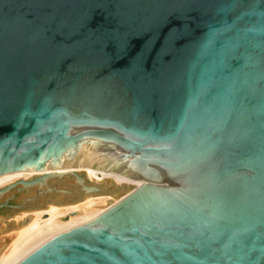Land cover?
I'll use <instances>...</instances> for the list:
<instances>
[{
	"label": "water",
	"instance_id": "water-1",
	"mask_svg": "<svg viewBox=\"0 0 264 264\" xmlns=\"http://www.w3.org/2000/svg\"><path fill=\"white\" fill-rule=\"evenodd\" d=\"M20 172L0 231L119 196L15 264H264V0H0V178Z\"/></svg>",
	"mask_w": 264,
	"mask_h": 264
},
{
	"label": "bare ground",
	"instance_id": "bare-ground-1",
	"mask_svg": "<svg viewBox=\"0 0 264 264\" xmlns=\"http://www.w3.org/2000/svg\"><path fill=\"white\" fill-rule=\"evenodd\" d=\"M32 175L34 172H20L0 178V187ZM118 196H88L82 201L68 205L50 204L51 207L48 208L18 213L12 218L14 227L0 231V242L9 238L0 252V264H15L26 252L54 235L93 219L110 207L108 200Z\"/></svg>",
	"mask_w": 264,
	"mask_h": 264
}]
</instances>
